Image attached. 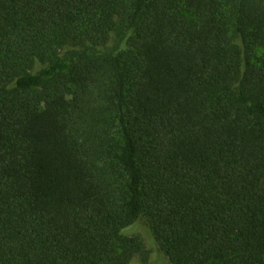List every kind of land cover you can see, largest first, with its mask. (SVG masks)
Returning a JSON list of instances; mask_svg holds the SVG:
<instances>
[{"label":"trees","instance_id":"16d2710c","mask_svg":"<svg viewBox=\"0 0 264 264\" xmlns=\"http://www.w3.org/2000/svg\"><path fill=\"white\" fill-rule=\"evenodd\" d=\"M0 264H264V0H0Z\"/></svg>","mask_w":264,"mask_h":264}]
</instances>
